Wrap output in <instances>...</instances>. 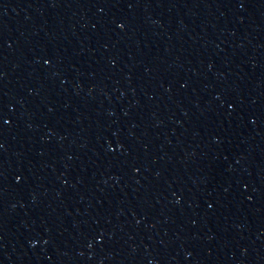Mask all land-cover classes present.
<instances>
[{
    "label": "water",
    "instance_id": "95a60500",
    "mask_svg": "<svg viewBox=\"0 0 264 264\" xmlns=\"http://www.w3.org/2000/svg\"><path fill=\"white\" fill-rule=\"evenodd\" d=\"M0 264H264V0H0Z\"/></svg>",
    "mask_w": 264,
    "mask_h": 264
}]
</instances>
